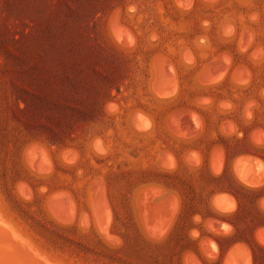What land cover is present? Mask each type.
Wrapping results in <instances>:
<instances>
[{"label":"rangeland","instance_id":"1","mask_svg":"<svg viewBox=\"0 0 264 264\" xmlns=\"http://www.w3.org/2000/svg\"><path fill=\"white\" fill-rule=\"evenodd\" d=\"M241 153L264 160V0H0V264H221L238 242L264 264V187L211 173ZM209 218L231 225L214 258Z\"/></svg>","mask_w":264,"mask_h":264},{"label":"crops","instance_id":"2","mask_svg":"<svg viewBox=\"0 0 264 264\" xmlns=\"http://www.w3.org/2000/svg\"><path fill=\"white\" fill-rule=\"evenodd\" d=\"M211 171L214 175L227 171L231 175L236 176L238 185L245 190L260 191L264 187V160L250 153H241L225 161L221 158L218 162L217 171ZM210 203L216 215H229L235 212L239 206L238 200L232 193L227 191L213 193L210 197ZM256 207L264 212V192L257 197ZM208 220L214 222L217 226L221 225L220 228L222 230L221 232L215 226V230L211 234H208V236H200V242L205 237L210 242L208 243L207 250L209 258H214L218 255L219 250L216 239L228 235V227H231V225L216 218H209ZM200 253L201 257L204 258L203 254H206L202 250ZM219 259L221 264H252L250 250L239 242L232 243L225 250L221 251Z\"/></svg>","mask_w":264,"mask_h":264},{"label":"bare ground","instance_id":"3","mask_svg":"<svg viewBox=\"0 0 264 264\" xmlns=\"http://www.w3.org/2000/svg\"><path fill=\"white\" fill-rule=\"evenodd\" d=\"M171 93V92H170ZM245 179V178H244ZM252 183V182H251ZM255 183V182H254ZM250 185H252V184H250ZM255 186V185H254ZM175 219V218H174ZM172 220V219H171ZM233 264V263H232Z\"/></svg>","mask_w":264,"mask_h":264}]
</instances>
